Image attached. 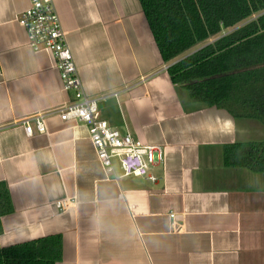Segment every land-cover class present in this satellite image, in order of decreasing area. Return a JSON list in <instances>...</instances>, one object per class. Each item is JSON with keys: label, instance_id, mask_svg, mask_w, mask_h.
I'll return each mask as SVG.
<instances>
[{"label": "crops", "instance_id": "0c3cea01", "mask_svg": "<svg viewBox=\"0 0 264 264\" xmlns=\"http://www.w3.org/2000/svg\"><path fill=\"white\" fill-rule=\"evenodd\" d=\"M52 4L81 89L104 96L99 117L161 146L163 159L149 168L154 181L121 176L116 160L109 171L86 127L56 113L45 115L46 133L24 135L17 120L72 92L49 52L27 45L17 18L29 0H0V182L11 205L0 247L58 235L54 264H264V176L222 164L224 145L264 141V126L173 85L138 0ZM61 198L73 204L55 211Z\"/></svg>", "mask_w": 264, "mask_h": 264}, {"label": "trees", "instance_id": "16d2710c", "mask_svg": "<svg viewBox=\"0 0 264 264\" xmlns=\"http://www.w3.org/2000/svg\"><path fill=\"white\" fill-rule=\"evenodd\" d=\"M157 58L191 102L264 126V0H138ZM225 167L264 176V141L222 147ZM11 210L0 182V218ZM58 235L0 247V264H54Z\"/></svg>", "mask_w": 264, "mask_h": 264}, {"label": "built area", "instance_id": "2783aa9c", "mask_svg": "<svg viewBox=\"0 0 264 264\" xmlns=\"http://www.w3.org/2000/svg\"><path fill=\"white\" fill-rule=\"evenodd\" d=\"M17 20L25 32L27 45L33 50L43 48L49 52L54 60L61 89L72 92V100L67 104L17 120L24 135L30 136L33 129L38 133H46L44 117L56 113L61 121L79 122L86 127L95 155L104 168L113 171L112 160L115 159L121 176L145 177L154 181L155 176L149 172V168L162 161L161 146L142 142L127 128L119 131L99 117L96 99L104 96L100 94L96 98L81 89L52 0H29L28 7L18 14ZM110 95L115 97L116 92ZM72 204L73 199L61 198L55 200L52 207L55 211H61ZM169 217L173 226V213H169Z\"/></svg>", "mask_w": 264, "mask_h": 264}, {"label": "clouds", "instance_id": "9594fccd", "mask_svg": "<svg viewBox=\"0 0 264 264\" xmlns=\"http://www.w3.org/2000/svg\"><path fill=\"white\" fill-rule=\"evenodd\" d=\"M229 125H230V127H234V125L232 124L231 121L229 122ZM8 242H10V241H4L5 244L8 243Z\"/></svg>", "mask_w": 264, "mask_h": 264}, {"label": "rangeland", "instance_id": "374dc122", "mask_svg": "<svg viewBox=\"0 0 264 264\" xmlns=\"http://www.w3.org/2000/svg\"><path fill=\"white\" fill-rule=\"evenodd\" d=\"M113 160H115V159H113Z\"/></svg>", "mask_w": 264, "mask_h": 264}]
</instances>
